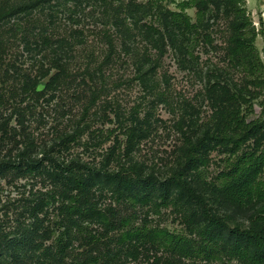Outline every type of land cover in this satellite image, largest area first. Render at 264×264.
<instances>
[{"label": "rangeland", "instance_id": "374dc122", "mask_svg": "<svg viewBox=\"0 0 264 264\" xmlns=\"http://www.w3.org/2000/svg\"><path fill=\"white\" fill-rule=\"evenodd\" d=\"M128 1L0 0V264H162L161 251L122 243L120 231L69 222L64 205L72 189L61 168L70 162L106 173L140 165L142 179L122 175L142 180L131 190L149 197L151 207L137 209L138 224L189 234L182 207L161 203L163 184L181 166L187 136L199 139L210 128L244 74L228 57V20H207L188 54L179 29L162 26L152 11L125 7ZM181 1L163 4L175 10ZM246 2L262 31L256 46L264 60V0ZM187 12L196 21V9ZM263 94L251 99L250 118L264 111ZM226 157L219 146L205 150L200 193L211 214L244 228L249 221L229 216L215 192ZM93 182L103 210L126 205L115 183ZM61 238L63 255L55 254Z\"/></svg>", "mask_w": 264, "mask_h": 264}, {"label": "trees", "instance_id": "16d2710c", "mask_svg": "<svg viewBox=\"0 0 264 264\" xmlns=\"http://www.w3.org/2000/svg\"><path fill=\"white\" fill-rule=\"evenodd\" d=\"M124 6L152 11L162 26L179 29L187 38L188 54H193L192 43L207 20H228L231 32L228 57L233 67L244 74V84L226 97L219 117L199 139L187 136L181 166L163 184L161 203H177L182 207L189 234L150 226L146 220L138 224L141 216L137 209L151 207L149 197L145 191L131 190L134 183H142V180L129 181L122 176L135 175L142 179V167L138 164L125 169L124 173H106L74 162L63 166L61 169L68 173L66 179L72 189L64 205L69 222L81 227L84 222L96 221L107 231H120L122 243L131 244L135 249L161 251L165 256H159L158 260L162 259V264H178L183 259L210 262L224 258L234 259L238 264H264V111L255 118H250L248 113L253 112L251 99L264 92V60L256 46L262 31L257 29L248 12L246 0H183L177 3L175 10L165 6L163 0L144 3L129 0ZM190 8L196 9V21L187 12ZM13 12L14 9L8 10L3 16ZM107 40L110 51H114L109 33ZM252 140L253 143L248 144ZM211 145L221 147L227 154L223 169L216 177L215 192L226 213L233 218L247 219V227L231 228L224 218L211 214L204 204L200 191L204 188L205 174L199 167L205 165L203 156ZM8 163L17 167L16 162H5ZM94 180L109 186L115 183L112 191L126 205L103 210L92 192ZM64 249L61 238L55 254L64 253Z\"/></svg>", "mask_w": 264, "mask_h": 264}]
</instances>
